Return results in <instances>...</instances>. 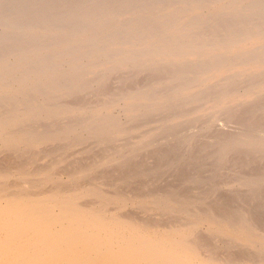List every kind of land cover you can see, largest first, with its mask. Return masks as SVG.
Wrapping results in <instances>:
<instances>
[{
	"label": "bare ground",
	"instance_id": "bare-ground-1",
	"mask_svg": "<svg viewBox=\"0 0 264 264\" xmlns=\"http://www.w3.org/2000/svg\"><path fill=\"white\" fill-rule=\"evenodd\" d=\"M0 264H264V0H0Z\"/></svg>",
	"mask_w": 264,
	"mask_h": 264
},
{
	"label": "rangeland",
	"instance_id": "rangeland-1",
	"mask_svg": "<svg viewBox=\"0 0 264 264\" xmlns=\"http://www.w3.org/2000/svg\"><path fill=\"white\" fill-rule=\"evenodd\" d=\"M88 27L90 28V26H88ZM93 27H97V26H92V28H93ZM106 27H107V26H106ZM92 28H90V29H92ZM93 29H94V28H93ZM144 69H145V68H144ZM221 120L223 121V119H221ZM224 121H225V119H224ZM226 122H227V120H226ZM226 122H225V123H226ZM228 123H230V122H228ZM230 124H232V123H230Z\"/></svg>",
	"mask_w": 264,
	"mask_h": 264
}]
</instances>
